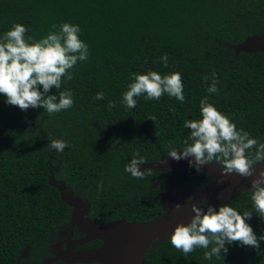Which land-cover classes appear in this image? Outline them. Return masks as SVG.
<instances>
[{"label":"trees","instance_id":"obj_1","mask_svg":"<svg viewBox=\"0 0 264 264\" xmlns=\"http://www.w3.org/2000/svg\"><path fill=\"white\" fill-rule=\"evenodd\" d=\"M16 23L29 28L33 41L58 32L63 23L79 25L90 56L62 85L74 96V106L64 112L22 111L0 94V264H45L51 245L63 239L73 209L50 185L52 175L55 184L90 203L89 217L99 225L161 217L163 188H152L155 183L171 182L179 190L206 186V174L196 169L152 171L144 180L125 171L137 151L147 163L170 158L173 148L182 151L190 136L183 123L202 118L205 96L237 129L264 143V53L234 50L248 37L264 35V0H0V36ZM165 53L167 67L160 59ZM149 71L179 72L186 102L141 96L128 110L122 97L133 82L131 73ZM213 73L219 91L209 96ZM98 92L105 93L104 100L94 99ZM109 101L116 107L109 110ZM50 140L70 147L62 153L49 150ZM227 204L241 214L253 212L248 223L258 237L264 235V218L254 212L251 191ZM77 229L69 235L78 237ZM26 247L30 254L20 259ZM227 247L223 259L206 260L205 249L185 256L169 239L148 252L145 264H264V241L259 250L238 243Z\"/></svg>","mask_w":264,"mask_h":264},{"label":"clouds","instance_id":"obj_2","mask_svg":"<svg viewBox=\"0 0 264 264\" xmlns=\"http://www.w3.org/2000/svg\"><path fill=\"white\" fill-rule=\"evenodd\" d=\"M59 28L58 32L50 31L46 37L33 41L27 35L29 28L16 23L0 36V94L7 98L9 105L17 106L22 111L42 107L49 116L74 106L73 93L61 88L73 79L72 69L78 62L89 59V46L80 39L79 25L63 23ZM160 59L167 67L168 55L165 53ZM130 79L133 82L122 97V103L130 111L136 108L137 98L141 96L146 101H159L167 95L180 103L186 102L179 72L163 76L156 71L146 74L133 72ZM203 79L207 84L208 77L204 76ZM219 83L213 73L211 86L206 88L209 96L218 93ZM53 88L58 91V96L49 94ZM94 99L104 100L105 93L98 92ZM107 107L111 110L116 107V102L109 101ZM200 110L201 119H186L183 123V127L190 130V136L184 141L182 151L173 148L167 156L176 161L192 158L189 164L198 172L205 165L218 162L222 175L235 173L244 178L255 176L251 181V200L254 212L264 218V169L258 174L256 172V166L264 162V143H259L242 128L237 129L230 118L209 102L208 96L201 99ZM147 119L156 121L154 115ZM188 140L192 143L189 144ZM68 147L70 145L64 140H50L48 144L49 150L61 153ZM146 163V158L137 151L125 166V171L137 180H144L152 172V169L141 171L140 166ZM192 200L190 197L189 202ZM180 207V204L176 205V208ZM192 211L195 215L191 222L178 224L170 237L172 246L185 256L202 248L206 250L204 259H223L222 252L227 254L229 244L238 243L259 250L260 242L264 241V235L258 237L248 223L253 215L251 211L241 214L228 204L221 205L218 210L208 206L206 211L192 204Z\"/></svg>","mask_w":264,"mask_h":264},{"label":"water","instance_id":"obj_3","mask_svg":"<svg viewBox=\"0 0 264 264\" xmlns=\"http://www.w3.org/2000/svg\"><path fill=\"white\" fill-rule=\"evenodd\" d=\"M236 54L264 53V35H254L235 46ZM189 159L176 161L162 156L157 163H147L140 167L141 171L152 169L154 172H167L171 170L196 169L190 166ZM264 169V162L256 166V172ZM206 174L207 185L204 187L185 186L179 190L173 183H155L152 188H163L161 201H165L164 214L149 222H129L127 220H114L103 225L94 224L87 215L91 205L79 197L66 192L64 184H55L54 176L50 185L59 189L61 199L73 209L71 225L76 226L85 236L62 249L60 245L54 247V257L48 264L63 262L65 264H145L149 251L153 252L170 239L178 224H188L195 213L192 204L203 208L208 206L219 208L235 198L250 191L252 179L244 178L238 174L222 175L219 163L205 165L201 170ZM193 198L189 202V198ZM180 204V208L176 205ZM99 240L102 245L90 250H76L87 243ZM30 247L21 253L20 259H27Z\"/></svg>","mask_w":264,"mask_h":264},{"label":"flooded vegetation","instance_id":"obj_4","mask_svg":"<svg viewBox=\"0 0 264 264\" xmlns=\"http://www.w3.org/2000/svg\"><path fill=\"white\" fill-rule=\"evenodd\" d=\"M185 187V186H184ZM84 201V200H83ZM91 212V208H90V211H89V214ZM89 214L87 215V217L90 219L89 217ZM91 220V219H90ZM92 221V220H91ZM93 222V221H92ZM94 223V222H93ZM96 224V223H94ZM99 225V224H98ZM76 228V226H73L71 225V222H70V226L65 228L62 232V240L60 242H55L54 244L51 245V252H52V256L47 258L45 260V264L48 260L52 259L54 257V253H53V247L57 246V245H60L62 247V249H66L68 247V243L69 242H75L79 239H81L82 237H84L85 235L81 233V231L79 229L78 232H79V236L78 237H71L69 235V232L72 231V229ZM72 244V243H71ZM70 244V245H71ZM102 245V242L99 241V240H94V241H91L89 243H87L86 245H83L81 247H78L76 248V250H90V249H93V248H99L100 246ZM88 247V248H86Z\"/></svg>","mask_w":264,"mask_h":264},{"label":"rangeland","instance_id":"obj_5","mask_svg":"<svg viewBox=\"0 0 264 264\" xmlns=\"http://www.w3.org/2000/svg\"><path fill=\"white\" fill-rule=\"evenodd\" d=\"M71 243H74V242H69V243H68V246H69ZM53 252H54V247H53ZM46 264H48V261L46 262Z\"/></svg>","mask_w":264,"mask_h":264}]
</instances>
